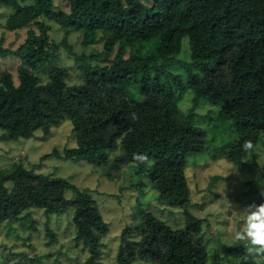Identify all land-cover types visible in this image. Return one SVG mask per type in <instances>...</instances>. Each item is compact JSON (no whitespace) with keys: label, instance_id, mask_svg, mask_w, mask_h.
Here are the masks:
<instances>
[{"label":"trees","instance_id":"1","mask_svg":"<svg viewBox=\"0 0 264 264\" xmlns=\"http://www.w3.org/2000/svg\"><path fill=\"white\" fill-rule=\"evenodd\" d=\"M66 1L67 12L54 0H0L11 10L4 28L26 30L17 49L0 45V58L20 61L16 81L0 71V141L31 138L37 131L48 136L52 127L69 120L76 147L53 149L41 161H87L109 170L135 163L138 172L147 173L159 204L184 215V228L174 229L142 212L137 232L122 231L116 264H223L201 241L207 221L189 211L185 168L188 158L206 151L205 133L194 123L201 102L218 109L213 117L211 111L205 115L212 126L229 122L236 135L213 159L222 156L245 168L244 156L264 141V0ZM44 20L63 31L59 44L50 41ZM73 32L81 34L82 47L101 43V51L75 56L80 83L68 85L62 66L51 69L42 83L34 72L52 65L59 47L70 50L67 39ZM184 38L185 63L178 58ZM178 65L184 68V83L171 73ZM186 89L192 92L191 105L182 112L176 92ZM37 169L17 163L0 170V227L31 209L47 217L71 209L75 240L88 252L84 264H98L109 228L90 190ZM258 183L248 182L252 188ZM251 203H264V190L251 196ZM46 235L54 240L49 227ZM224 251L241 253L236 244ZM240 264L255 262L242 255Z\"/></svg>","mask_w":264,"mask_h":264},{"label":"rangeland","instance_id":"2","mask_svg":"<svg viewBox=\"0 0 264 264\" xmlns=\"http://www.w3.org/2000/svg\"><path fill=\"white\" fill-rule=\"evenodd\" d=\"M54 4L56 8L68 11L66 0H54ZM10 12L8 7L0 5V45L15 50L24 41L26 30L9 31L4 28ZM44 23L50 27V41L59 44L63 31L53 22L44 20ZM81 40L80 33H70L67 39L70 50L59 47L55 62L34 72L42 83L48 80L49 71L58 66L67 69L65 81L68 85L81 82L82 73L74 62L75 56L88 57L90 54H98L102 49L101 43L82 47ZM178 58L183 63L189 60L186 38L182 40ZM19 64L15 56L0 58V71L10 72L16 81ZM183 72L182 65L171 68V73L180 76L184 83L186 76ZM176 93L181 95L178 107L185 112L191 105L192 92L186 89ZM217 110V107L206 102H201L196 109L198 117L194 123L205 133L206 151L187 160L185 176L190 189L189 211L207 221L203 225L201 241L210 255L218 253L223 258V264H240L242 255L250 256L255 264H264V257L248 252L247 241L237 242L232 239V233L243 223L246 215L244 209L249 205V198L264 190V141L256 146L253 154L244 156L243 160L248 164L245 168L229 163L222 156L213 159L223 144L232 142L236 136L229 122L212 126L205 118L210 111L211 116H215ZM71 128V122L66 119L52 127L48 136L37 131L31 138L0 141V170L17 163L27 168L35 165L38 173L61 177L81 189H89L109 228L108 234L101 241L98 264H116L120 235L125 227L134 230V233L139 230L142 212H150L174 229L184 228L183 212L159 204L157 191L152 187L147 173L138 172L135 163L109 170L106 165L104 168L97 167L87 161L74 162L54 157L41 161L40 158L53 149L62 152L66 147H76V138ZM2 133L0 129V135ZM117 154L111 153L108 157L112 159ZM251 180L259 182L255 188L248 184ZM66 195L69 200L72 199L70 192ZM72 215L71 209L48 217L40 210L31 209L22 213L19 219L5 222L0 227V264H84L88 252L81 241L75 240ZM47 227L55 234L51 242L46 235ZM233 244L237 245L240 254L224 251ZM131 264L150 263L135 261Z\"/></svg>","mask_w":264,"mask_h":264},{"label":"clouds","instance_id":"3","mask_svg":"<svg viewBox=\"0 0 264 264\" xmlns=\"http://www.w3.org/2000/svg\"><path fill=\"white\" fill-rule=\"evenodd\" d=\"M251 149L252 144H246ZM141 161L146 157L139 156ZM242 225L232 233V239L237 242L247 241L248 252L257 257H264V203H251L245 209Z\"/></svg>","mask_w":264,"mask_h":264}]
</instances>
